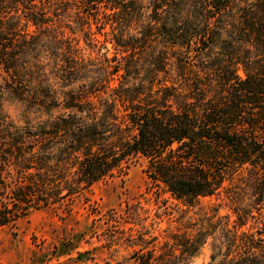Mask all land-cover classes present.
<instances>
[{
  "label": "trees",
  "instance_id": "trees-1",
  "mask_svg": "<svg viewBox=\"0 0 264 264\" xmlns=\"http://www.w3.org/2000/svg\"><path fill=\"white\" fill-rule=\"evenodd\" d=\"M46 66L75 86L40 83ZM6 93L46 117L0 110V228L89 201L144 157L166 203L219 196L230 211L214 205L164 253L136 230L126 262L105 264H181L216 231L208 264H264V0H0V107Z\"/></svg>",
  "mask_w": 264,
  "mask_h": 264
},
{
  "label": "rangeland",
  "instance_id": "rangeland-1",
  "mask_svg": "<svg viewBox=\"0 0 264 264\" xmlns=\"http://www.w3.org/2000/svg\"><path fill=\"white\" fill-rule=\"evenodd\" d=\"M80 38L85 57L99 55L100 44L88 47L81 34ZM53 70L52 66L42 68L44 74L39 82L59 94L75 86L65 87ZM39 82L34 79L32 84L37 86ZM0 110L17 124H23L26 117L33 121L46 117L44 112L11 93L5 94ZM145 165L144 157L136 158L124 177L96 183L89 201L83 198L70 205L32 209L14 225L0 228V264L126 262L133 253L126 240L130 234L148 233L147 239L158 246V253H164L170 233L197 234L204 221L207 223V218L213 215L214 205H220L221 214L230 211L219 196L203 197L187 212L180 210V206H185L176 205L173 199L166 203L167 192L149 182L143 170ZM253 224L251 221L246 227ZM114 240L116 243L109 247ZM222 246L220 232L216 231L205 236L198 251L184 256L181 264H208L213 261V254L218 260Z\"/></svg>",
  "mask_w": 264,
  "mask_h": 264
}]
</instances>
